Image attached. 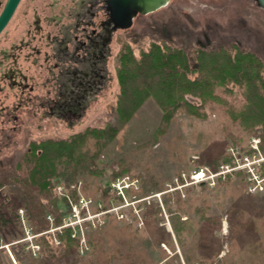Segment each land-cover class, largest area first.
I'll return each instance as SVG.
<instances>
[{
  "label": "rangeland",
  "instance_id": "obj_1",
  "mask_svg": "<svg viewBox=\"0 0 264 264\" xmlns=\"http://www.w3.org/2000/svg\"><path fill=\"white\" fill-rule=\"evenodd\" d=\"M82 1L21 0L0 33V264H264V128L230 118L228 108L236 115L246 101L232 82L217 88L224 102L204 105L207 116L179 109L167 124L147 96L106 145L82 147L86 163L98 152L93 173L52 176L48 195L29 187L30 142L115 121L125 43L136 57L152 42L182 49L191 66L198 49L241 50L264 78L255 0H170L112 34L99 82L80 78L84 54L67 55ZM68 227L75 245L62 254L56 232Z\"/></svg>",
  "mask_w": 264,
  "mask_h": 264
},
{
  "label": "trees",
  "instance_id": "obj_2",
  "mask_svg": "<svg viewBox=\"0 0 264 264\" xmlns=\"http://www.w3.org/2000/svg\"><path fill=\"white\" fill-rule=\"evenodd\" d=\"M196 54L194 65L191 66L182 49L152 42L147 50H142L140 56L136 57L130 45L125 43L118 53L116 72L120 95L115 121L103 128L88 127L67 139L30 142L24 156L31 167L29 187L36 186L40 194L48 195L52 176L71 179L78 171L93 173L90 167L94 166L92 162L98 152L92 153L86 163V151L82 147L91 139H95V145H106L147 96L157 100L163 112L162 121L167 124L179 109L198 117L207 116L204 105L224 102L217 88L222 86L227 90L228 83L232 82L243 87L246 101L241 108L236 109V115L228 108L230 118L246 127L259 124L264 128V78L261 62L253 54L241 50L231 53L225 49H198ZM195 72L197 75L191 78L190 74ZM188 95L199 98L200 103L191 101L186 97ZM224 105H227L226 102ZM235 139L239 141L237 137ZM260 176L264 177V171L260 172ZM16 179L19 180L18 176ZM53 205H56L55 200ZM55 224L59 225L57 217ZM42 227H48V223ZM56 235L59 243L57 249L62 254L68 253L75 245L70 228H64L56 232ZM38 237L41 248L46 246L52 254L54 248L50 247L46 234Z\"/></svg>",
  "mask_w": 264,
  "mask_h": 264
},
{
  "label": "flooded vegetation",
  "instance_id": "obj_3",
  "mask_svg": "<svg viewBox=\"0 0 264 264\" xmlns=\"http://www.w3.org/2000/svg\"><path fill=\"white\" fill-rule=\"evenodd\" d=\"M80 7L82 8V12L74 18L75 23L72 25V30H70L71 32L74 31L73 51L67 56L76 60V56L79 55L77 51L81 50L84 55L79 59L80 65L87 71V75L92 78L90 82H99L98 69L100 62L103 60L105 48H107V45L104 44L106 33L105 26H103V22L107 18L106 12L104 11L105 2L104 0H87V4H85V1H82ZM99 12H101L103 16H101L97 22V15ZM78 25H81V27L77 29ZM77 31H79L80 36L76 35L75 32ZM62 53L66 55L64 49ZM72 75L76 76V73H72Z\"/></svg>",
  "mask_w": 264,
  "mask_h": 264
},
{
  "label": "water",
  "instance_id": "obj_4",
  "mask_svg": "<svg viewBox=\"0 0 264 264\" xmlns=\"http://www.w3.org/2000/svg\"><path fill=\"white\" fill-rule=\"evenodd\" d=\"M170 0H104L107 18L105 26V45L110 41L112 34L121 29H128L137 15L151 13L168 4ZM20 0H5L0 10V33L11 19ZM258 7L264 10V0H255ZM106 47V46H105ZM106 52H107V48Z\"/></svg>",
  "mask_w": 264,
  "mask_h": 264
},
{
  "label": "crops",
  "instance_id": "obj_5",
  "mask_svg": "<svg viewBox=\"0 0 264 264\" xmlns=\"http://www.w3.org/2000/svg\"><path fill=\"white\" fill-rule=\"evenodd\" d=\"M104 52H106V49H105V51ZM82 57V56H81ZM105 59V57H103V60ZM102 60V61H103ZM102 61L100 62V66H99V69H98V74H99V78L98 79H101V77H102V73H101V71H102V69H101V64H102ZM80 62V61H79ZM84 71V72H83ZM103 72V71H102ZM77 73V72H76ZM85 73H87V71L84 69V68H82V70L79 72V77L81 78V77H83L84 79H86L87 77H86V75H85ZM88 76V75H87ZM88 79L89 80H91L92 78H90L89 76H88Z\"/></svg>",
  "mask_w": 264,
  "mask_h": 264
},
{
  "label": "built area",
  "instance_id": "obj_6",
  "mask_svg": "<svg viewBox=\"0 0 264 264\" xmlns=\"http://www.w3.org/2000/svg\"><path fill=\"white\" fill-rule=\"evenodd\" d=\"M61 188V187H60ZM81 201V200H80ZM77 204H75V205H73V207H72V209H73V211H76L77 212Z\"/></svg>",
  "mask_w": 264,
  "mask_h": 264
}]
</instances>
